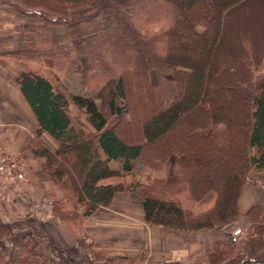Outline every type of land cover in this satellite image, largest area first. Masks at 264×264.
I'll use <instances>...</instances> for the list:
<instances>
[{"label":"trees","instance_id":"1","mask_svg":"<svg viewBox=\"0 0 264 264\" xmlns=\"http://www.w3.org/2000/svg\"><path fill=\"white\" fill-rule=\"evenodd\" d=\"M0 1L32 18L16 82L38 124L25 148L64 193L50 195L55 216L80 228L116 192L135 191L150 225L188 233L236 223L242 188L264 170V77L254 81L264 0ZM54 25L65 27L55 39ZM68 65L81 79L77 93L63 80ZM42 132L55 150L38 140ZM140 157L150 169L169 163L167 177L141 182L131 168ZM246 216L244 233L225 231L202 264H264V205ZM14 233L0 218V264H57L30 240L1 243ZM77 245L92 246L83 235Z\"/></svg>","mask_w":264,"mask_h":264},{"label":"crops","instance_id":"2","mask_svg":"<svg viewBox=\"0 0 264 264\" xmlns=\"http://www.w3.org/2000/svg\"><path fill=\"white\" fill-rule=\"evenodd\" d=\"M93 11L92 6L81 9L84 14H91ZM32 23L30 16L17 12L7 3L0 1V140L5 143L10 153L27 163L32 178L26 188H22L20 184L10 185L12 187L0 186V206L7 205L11 210L19 208L20 199L31 198L34 192L31 188L34 184L42 188L50 187L48 176H42L40 172L44 165L42 157L36 155L33 149L25 148L28 139L35 138L38 124L16 82L18 75L26 71L20 62V55L16 52L21 50L24 42L30 38L28 30L32 28ZM98 23V18L89 20L85 23L86 30H92ZM64 33L65 27L62 25L50 27V36L53 39ZM63 80L73 93L81 90V79L73 65L65 68ZM37 138L50 150L56 149L57 142L46 132H42ZM135 160L131 161L133 172H136L133 165ZM110 166L117 168L114 161L110 162ZM168 170L166 166L151 171L145 165L139 172L151 174L155 178H166ZM254 179L255 181L242 188L239 197L236 225L240 227L248 225L246 211L251 205H264V170ZM47 205L48 201L44 210L49 209ZM26 209L31 213L34 211L31 206ZM0 217L4 222L10 223L3 213H0ZM54 219L52 217V223L49 220L52 228L46 224L44 235L58 249L69 252L67 257L70 260L67 264H95L92 257L84 255L85 249H79L76 236L71 230L64 228ZM232 227H235V223L225 226L223 231L203 228L190 233H179L169 232L159 226H149L143 220L138 194L133 191H119L114 194L110 206H101L90 215L85 224V231L89 242L103 247L105 259L110 264L132 260L142 247L145 249V260L140 264H194L196 259H202L212 249L215 242L224 241V232ZM14 232V236L20 240L15 242L30 238L28 230L26 233H20L14 229Z\"/></svg>","mask_w":264,"mask_h":264},{"label":"rangeland","instance_id":"3","mask_svg":"<svg viewBox=\"0 0 264 264\" xmlns=\"http://www.w3.org/2000/svg\"><path fill=\"white\" fill-rule=\"evenodd\" d=\"M39 1L40 2H42V1L43 2H48V1L50 2V0H39ZM26 45H30V43L25 44V42H24V46H26ZM19 57H20V62L23 64L24 68L26 69L24 60H22L21 56H19ZM149 75H150V79L153 81L155 79V74L152 70L150 71ZM263 77H264V63L255 74V78H254L255 83H258ZM233 110H234V108H233ZM76 113H77V110L75 108L71 107V109L69 110V115L72 119H75ZM122 135H123L122 136L123 139L125 138L127 140H130V139L132 140L133 136H134V135H132V133L131 134L130 133L129 134H122ZM2 144L6 148L5 143L2 142ZM20 159L26 165L27 177H26L25 181L20 182L19 183L20 185L19 184L18 185L21 186L22 188H26L29 185L32 178H31V174L29 172V168H28L27 163L22 158H20ZM43 161H44V159H43ZM201 164L202 165L200 167H201L202 171L204 172V171L210 169V167H212L213 165H215V161H210V160L209 161H203ZM133 165H134L135 170H136V172H133V173L138 177V179L141 182H144L145 175H148V174H141L139 172V171H141V169L145 165L148 166L144 162V158L140 157V158L136 159L134 161ZM166 166L169 168V163H166L162 167L157 168V169L160 170ZM150 170L153 171L155 169H150ZM40 172H41L42 176L43 175L48 176V178L50 180V187L49 188H47V187L42 188V186H39V185L36 186L34 184V186H32L33 188H31V189H34V192L32 191L33 194L31 196V198L29 197V199H27V198L20 199L18 209L15 208V209L11 210L9 207H6L7 205L6 206H0V213H3L5 218L8 219V221H10L11 224L14 225V229H16V232L19 231L20 233H23V232L26 233L28 230L29 234H30V238H28L27 240H30L31 242L36 243L37 248L42 250L46 255H48L51 259H53L57 264H67L68 263L67 261L70 260L69 257H67L69 252H67V250L58 249L57 246H55L54 243L51 240H49V238H46V235H44V232L46 231V224L48 225L49 228H52L49 225V223H50L49 220H51L52 217H54L55 222L59 223L64 228L70 229L71 232L76 236V239L78 238V236L83 235L85 237L86 241L89 243V240H88L89 236L85 231V224H86L88 218L90 217V215L85 219V221L82 223L80 228H75L76 224H74V222L71 223L70 220L55 216L51 211L50 195L54 191H55L56 195H58V196L64 195V193L62 192V190L58 186L53 185V182L50 178V175L45 170V165H43V170H41ZM168 173H169V170H168ZM149 175L151 176V174H149ZM254 181H255V179H254ZM10 185H17V184H11V183L7 182L5 179H0V186H3V187L7 186L8 187ZM10 187H12V186H10ZM133 192H135V191H133ZM47 201H48L47 206H49L48 207L49 209L44 210V208H46ZM30 206L34 210V211H32V213L28 212L26 209L27 207H30ZM44 214H46V215H44ZM49 215H51L52 217L51 216L48 217ZM51 223H52V220H51ZM146 224L149 226H156V225H150L148 223H146ZM236 224L237 223H235L234 228L232 227V229H230V230L227 229L226 232L231 233L232 236L240 237L242 235V233H244L245 228L248 225L244 226V227H240V226H237ZM43 228H45V229H43ZM161 228L164 230H167L169 232H179V231H170V230L163 228V227H161ZM30 229H32V230L30 231ZM238 230H239V233L237 235H234V232L238 231ZM179 233H187V232H179ZM188 233H190V232H188ZM13 236L4 238L1 241V243L5 244V245H12L15 242V240L20 241L18 237L16 238L15 236L14 237ZM24 240H26V239H24ZM224 241H226V238ZM91 244H92V246H90V247H87V248L86 247H82V248L79 247V249L80 250L85 249L84 255L92 257L95 260L94 261L95 264H110V263H108L107 259H105L106 254L103 252V247L102 246H96L93 243H91ZM15 251H16V248L12 247L10 250L11 255H13L15 253ZM144 251H145V249H144V247H142L132 260L127 261L125 263L124 262H117L116 264H140L145 260V252ZM203 258H204V256L200 260L196 259L194 264H202Z\"/></svg>","mask_w":264,"mask_h":264},{"label":"built area","instance_id":"4","mask_svg":"<svg viewBox=\"0 0 264 264\" xmlns=\"http://www.w3.org/2000/svg\"><path fill=\"white\" fill-rule=\"evenodd\" d=\"M26 165L21 159L10 153L0 140V179H5L11 184H19L26 180ZM238 231L234 232L237 235Z\"/></svg>","mask_w":264,"mask_h":264}]
</instances>
